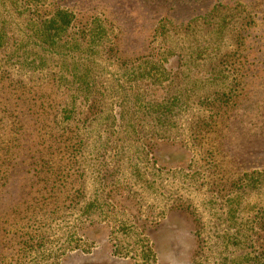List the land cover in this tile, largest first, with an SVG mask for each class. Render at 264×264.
Wrapping results in <instances>:
<instances>
[{
    "label": "rangeland",
    "instance_id": "rangeland-1",
    "mask_svg": "<svg viewBox=\"0 0 264 264\" xmlns=\"http://www.w3.org/2000/svg\"><path fill=\"white\" fill-rule=\"evenodd\" d=\"M0 37V72L43 100L57 81L75 134L13 141L0 116V264H264L242 240L264 213V0H0ZM198 130L244 171L235 201Z\"/></svg>",
    "mask_w": 264,
    "mask_h": 264
},
{
    "label": "trees",
    "instance_id": "trees-1",
    "mask_svg": "<svg viewBox=\"0 0 264 264\" xmlns=\"http://www.w3.org/2000/svg\"><path fill=\"white\" fill-rule=\"evenodd\" d=\"M40 12V9L36 7L34 9L33 14L36 12ZM48 12L51 13L57 21L47 18L46 22L43 25L44 32H58L63 28L66 29L65 23H63L56 15L54 14V9H48ZM60 11L58 12L59 15ZM64 18H68L66 14H60ZM64 21V19H62ZM59 22V23H58ZM51 38H42L41 40L45 43L51 42ZM57 41V38H55ZM5 38L0 37V49L4 47ZM54 43V39L52 41V45ZM39 89L48 90L49 96L46 100L34 98L32 93H30L29 88L21 87L16 82L9 79L8 74L5 72H0V116L3 120L5 126L8 127L9 135L11 138H20L22 136L24 142L28 139L27 136L24 139L25 134L32 132H47L51 136L54 135H72L75 137V134L71 130H60V125L58 124V118L61 115L62 119L65 122L72 120L74 110L72 104H69L67 101L61 99L59 94L60 86H58V82L53 80H49L47 83L42 85ZM51 96H50V93ZM94 103L91 106H85V110L80 114L83 119V124L86 125L89 120H92L96 117L99 112L98 101L93 100ZM155 112H161L163 116L165 111H171V106H162L156 105L153 106ZM169 111V112H170ZM160 118V117H159ZM157 119L160 121L161 119ZM204 128H211V122H202ZM197 133L191 134V141L194 147L200 152L201 156L208 162L209 165V181H212V188L217 193L219 198L226 199L225 202L235 201L237 198L239 191L242 189V184L244 177L246 175H242L244 171L237 172L236 179H231L236 176L233 175V172L227 169V165L225 163L226 159L223 158V153L220 145L217 146V140L215 136L209 134L210 130H198ZM202 132V133H201ZM44 134V133H43ZM72 140V137H71ZM15 141H18L16 139ZM62 151H68L72 148L73 144H70V141L66 139L62 142ZM52 150V149H49ZM9 151V150H8ZM8 153V152H7ZM7 160L12 162H17L19 160L15 158L13 154L10 157H5ZM16 159V161H15ZM14 166H18L15 163ZM240 174V175H239ZM7 173L0 178V182L3 181L6 177ZM226 175H231L230 179L226 178ZM234 203V202H232ZM232 214L230 215L231 227L239 230L246 225L247 221H242L239 218V209L235 205ZM254 220H250L252 224V229L247 230L245 232V236L242 237V240L249 244L252 250H254V254L256 256L264 259V213L257 215L253 218ZM242 221V222H241ZM257 264L259 263V258L255 259Z\"/></svg>",
    "mask_w": 264,
    "mask_h": 264
}]
</instances>
